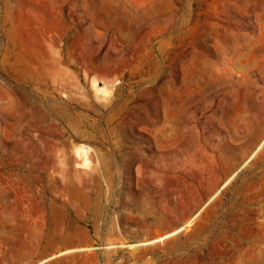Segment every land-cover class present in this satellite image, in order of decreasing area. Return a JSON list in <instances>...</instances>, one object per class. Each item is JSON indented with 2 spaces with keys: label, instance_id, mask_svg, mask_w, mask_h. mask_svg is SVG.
<instances>
[{
  "label": "rangeland",
  "instance_id": "374dc122",
  "mask_svg": "<svg viewBox=\"0 0 264 264\" xmlns=\"http://www.w3.org/2000/svg\"><path fill=\"white\" fill-rule=\"evenodd\" d=\"M255 29L264 0H0V264H264V88L246 138L213 111L171 129L205 45L264 86Z\"/></svg>",
  "mask_w": 264,
  "mask_h": 264
},
{
  "label": "bare ground",
  "instance_id": "6f19581e",
  "mask_svg": "<svg viewBox=\"0 0 264 264\" xmlns=\"http://www.w3.org/2000/svg\"><path fill=\"white\" fill-rule=\"evenodd\" d=\"M254 33L255 34L251 36L242 35L240 37V44L237 46L239 53L246 51V53L249 54L255 51H263L264 47H262L260 43L263 42L264 34L258 36L257 29L254 30ZM212 55L213 51L210 46L205 45L202 48L201 57L193 58L188 61L186 89L181 87V79L177 75L172 76L171 93L174 103L172 108L173 121L171 129L174 132L175 139L183 138L185 142L187 135L183 127L180 125V121L189 113L191 114L200 111L202 114H205L208 111H213L214 114L217 115V118H221L225 121H227L226 118L240 116L242 122L239 126L235 125L234 133L236 135H243L242 137L244 138H246V134L248 133L247 124L244 121L250 118H254L256 121L258 120L260 114L258 104L249 107L247 103L249 102L250 97H255L257 92L262 90L264 86L259 87L257 84L259 81L253 79L254 73L252 70L250 72L249 68H247L246 60H243L240 57L236 64L237 71L241 73L239 76L233 73L230 74L227 69L223 68L224 66L221 67V63L212 60ZM204 74H208V79L201 85L198 83L197 79ZM248 80L254 86L252 91L243 85ZM235 93L240 95V98L237 100L234 99ZM199 99H202V101H199ZM209 122L211 123V121ZM256 124L257 127L258 125L260 126V129L252 139L246 141L247 151L250 153H252L264 139V126H261L260 123L258 124L257 122ZM227 127L228 126H226V128ZM227 129L230 132L231 129H229V127ZM161 135H163V133ZM229 151L233 152L231 149Z\"/></svg>",
  "mask_w": 264,
  "mask_h": 264
}]
</instances>
